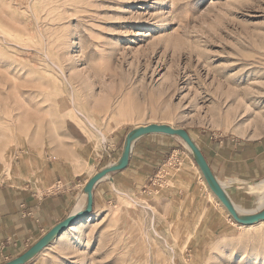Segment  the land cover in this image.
I'll list each match as a JSON object with an SVG mask.
<instances>
[{
    "label": "rangeland",
    "instance_id": "rangeland-1",
    "mask_svg": "<svg viewBox=\"0 0 264 264\" xmlns=\"http://www.w3.org/2000/svg\"><path fill=\"white\" fill-rule=\"evenodd\" d=\"M151 124L264 136V0H0V182ZM183 222L122 192L27 264H264V223Z\"/></svg>",
    "mask_w": 264,
    "mask_h": 264
},
{
    "label": "crops",
    "instance_id": "crops-1",
    "mask_svg": "<svg viewBox=\"0 0 264 264\" xmlns=\"http://www.w3.org/2000/svg\"><path fill=\"white\" fill-rule=\"evenodd\" d=\"M128 135H115L111 150H103L101 156H95L94 150L66 159L34 151L17 153L14 175L0 182V264L24 254L57 224L76 214L78 205L81 210L86 208V185L100 171L119 164ZM189 135L230 201L243 212L240 215L261 212H255L261 194L251 189L264 181V136ZM102 160L104 165L99 167ZM85 167L93 172L79 171ZM122 192L143 193L160 204L174 224L188 219L198 232L217 234L240 225L209 188L186 143L176 136L148 134L137 139L127 168L94 187L93 215Z\"/></svg>",
    "mask_w": 264,
    "mask_h": 264
},
{
    "label": "water",
    "instance_id": "water-1",
    "mask_svg": "<svg viewBox=\"0 0 264 264\" xmlns=\"http://www.w3.org/2000/svg\"><path fill=\"white\" fill-rule=\"evenodd\" d=\"M148 134H165L168 136H176L181 138L191 150L195 157V161L198 164L209 188L214 193V195L223 204L232 218L240 225L249 226L259 223L264 220V209L255 214H248L246 216H241L237 208L228 198L226 192L224 191L221 184L218 182L216 177L213 175L206 159L204 158L202 152L190 137L189 133L184 129L174 128L167 125L152 124L146 127H140L134 129L126 138L125 147L123 151L122 158L117 165H113L105 168L104 170L93 176L85 187V193L88 196L87 206L84 210L77 212L68 216L64 221L57 224L52 228L46 235H44L36 244H34L30 249H28L24 254L19 257L7 262L6 264H27L37 255L41 254L46 248H48L51 243H53L57 238H59L63 233H65L71 226L75 223L82 221L85 218L90 217L93 214V189L94 187L108 175L124 170L127 168L131 156L133 143L141 138L142 136Z\"/></svg>",
    "mask_w": 264,
    "mask_h": 264
},
{
    "label": "bare ground",
    "instance_id": "bare-ground-1",
    "mask_svg": "<svg viewBox=\"0 0 264 264\" xmlns=\"http://www.w3.org/2000/svg\"><path fill=\"white\" fill-rule=\"evenodd\" d=\"M90 124V123H89ZM92 125V124H91ZM94 125V124H93ZM152 125V124H151ZM160 125H163V124H160ZM147 126H149V125H147ZM141 127H146V126H141ZM93 128L95 129V127L93 126ZM136 128H140V127H136ZM135 128V129H136ZM239 134H242L243 135V133H239ZM104 140H106V138L104 137L103 138ZM91 167H87V169H90ZM253 192H258V193H260L261 194V197H260V201L258 202L259 203V207H257V210H255V212H257L258 210H262V209H264L263 207H264V181L263 182H261L260 184H259V186L258 187H256V188H253V189H251ZM81 199V198H80ZM81 208H82V206H81V204L80 205H78L75 209H74V213H77V212H79V211H81ZM238 211V213L239 214H241V213H243V212H241L240 210H237ZM89 218V217H88ZM78 223V222H77ZM264 223V220L263 221H261V222H259V223H256V224H253V225H249V226H243V225H241V226H243V227H248V228H251V227H256V226H261V224H263ZM76 224V223H75ZM72 227V226H71ZM64 234V233H63ZM62 234V235H63ZM61 235V236H62ZM60 236V237H61Z\"/></svg>",
    "mask_w": 264,
    "mask_h": 264
}]
</instances>
